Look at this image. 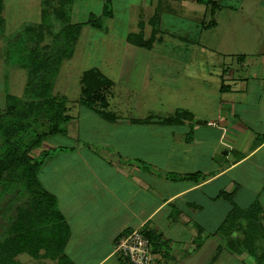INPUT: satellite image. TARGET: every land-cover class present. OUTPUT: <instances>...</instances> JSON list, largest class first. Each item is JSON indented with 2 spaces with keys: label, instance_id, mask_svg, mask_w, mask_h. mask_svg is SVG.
Returning a JSON list of instances; mask_svg holds the SVG:
<instances>
[{
  "label": "crops",
  "instance_id": "crops-1",
  "mask_svg": "<svg viewBox=\"0 0 264 264\" xmlns=\"http://www.w3.org/2000/svg\"><path fill=\"white\" fill-rule=\"evenodd\" d=\"M94 1L101 16L105 0ZM108 1L112 15L105 26L87 28L122 41L106 46L119 55L115 71L112 57L90 55L92 64L78 70L77 79L80 88L81 74L96 69L111 81L105 99L116 119L83 106L79 90L76 116L67 107L66 138L79 139L71 132L80 114L93 116L103 142L92 145L100 151L69 147L73 151L50 157L38 173L68 227L64 255L72 264H127L114 243L137 229L150 240L152 264H254L236 250L241 227L222 226L234 206L257 203L264 231V0H212V14L196 0ZM1 6L0 47L10 45L16 59L9 65L3 54V79L7 66L24 70L17 66L23 48L11 42L41 23L42 10L41 0H2ZM122 6L119 19L116 7ZM155 14L151 46L130 43L131 33L150 36ZM176 27L182 35L169 29ZM26 80L20 93H2V106L6 95L22 97Z\"/></svg>",
  "mask_w": 264,
  "mask_h": 264
},
{
  "label": "trees",
  "instance_id": "trees-1",
  "mask_svg": "<svg viewBox=\"0 0 264 264\" xmlns=\"http://www.w3.org/2000/svg\"><path fill=\"white\" fill-rule=\"evenodd\" d=\"M73 0H41V23L36 26L26 27L11 43L20 44L23 49L19 51V63L27 73L24 93L21 98L6 95L5 109L0 113V135L7 152L0 157V182L5 180L4 173L9 172L14 166L20 169V178L31 196L29 203L32 211L38 213V223H44V229L50 236L40 238L39 234L31 229L20 233L17 239L0 244V264H22L15 259L16 256L27 253L35 259H48L54 253L57 264H72L64 255L63 248L67 241L68 227L59 212L56 197L47 191L38 180V173L45 162L52 156L73 151L72 148L53 147L43 148V143L50 136L66 133V124L70 121L67 114L68 108L63 96L52 94L53 82L58 73L63 57H69L73 53L75 43L82 29V24H71L68 21L67 12ZM209 6L212 14L215 3L212 0H196ZM2 0H0V12ZM112 10L108 0L102 9L101 17H111ZM55 22L59 24L55 32ZM3 19L0 17V31L3 27ZM92 28L101 29L99 18L89 15L86 22ZM152 26L150 36L145 39L142 30L131 33L127 40L140 47H149L158 33V16L155 14L149 21ZM213 21H209L207 27ZM54 27V30H53ZM142 29V23H139ZM18 38V39H17ZM61 38H63L61 40ZM49 40V41H48ZM11 41V40H10ZM19 41V42H18ZM11 56L14 57L13 51ZM80 103L94 111L102 119L114 121L115 115L106 110L107 102L105 91L110 87L111 81L100 71L89 69L80 76ZM31 117V118H30ZM39 120L41 122L39 123ZM168 120H164L167 122ZM2 123V124H1ZM39 123L40 128H37ZM6 124L5 126H3ZM22 134L29 133L27 144L19 139H13ZM19 141V142H18ZM23 144L25 145L24 147ZM38 150L37 155L32 151ZM257 203H253L247 209L236 206L228 215L222 228L229 226L241 227L243 238L236 241L237 252H245L250 256L254 264H264V231L258 221ZM36 220V219H35ZM243 223H245L243 226ZM49 252L48 256L39 255L38 250ZM52 255L50 256L53 257ZM5 259V261H4Z\"/></svg>",
  "mask_w": 264,
  "mask_h": 264
},
{
  "label": "rangeland",
  "instance_id": "rangeland-1",
  "mask_svg": "<svg viewBox=\"0 0 264 264\" xmlns=\"http://www.w3.org/2000/svg\"><path fill=\"white\" fill-rule=\"evenodd\" d=\"M128 1V0H126ZM119 2V1H118ZM99 5L94 0H76L73 2V4L70 6L69 11L67 12L68 21L69 23H77L82 24V29L80 31V34L77 38V41L74 46L73 53L69 57H63L61 60V64L59 66V70L57 74H60V77L54 80L53 82V88H52V94H59L58 96H63L66 101V106L71 109V116H76L75 108L77 105V102L74 100H77L79 90L78 87V70L81 68H86L89 64H92L90 60L88 59L91 55L95 59V57L101 56L103 53L110 57H112V61L109 63L110 67L115 71L114 66L117 63V60L119 58V55L117 52L111 51L110 48H107L106 46L114 45L113 47H118L120 42V38H116V35H107L104 36V34L98 33L96 31H93L94 34H91V30L87 28V24L85 23L87 20L86 14L88 11L93 10L94 17L99 18L101 20L102 28L105 26V20L99 15ZM13 8H16V6H13ZM33 8V7H32ZM176 8V7H175ZM180 8V7H179ZM177 8V10H179ZM126 10V7H116V16H118L119 19L123 16V11ZM130 9L127 8V11L129 12ZM179 12V11H178ZM185 24V23H184ZM180 25V24H179ZM182 25V23H181ZM180 25V26H181ZM89 26V25H88ZM213 26V24L211 25ZM210 26V27H211ZM55 32L59 28V24L55 22ZM53 27V30H54ZM178 27V25H177ZM174 28L172 30L175 32L174 34L182 35L183 32H179L183 29ZM116 28V26H115ZM8 31L7 33H11L10 36H13L15 32H17L18 29H15ZM63 38H61L62 40ZM49 41V40H48ZM19 42V41H18ZM172 43V42H169ZM13 44H17L13 43ZM6 46L0 47V59L5 58L10 63H13L16 61L15 57L11 56V49L10 45L5 44ZM20 45V44H19ZM167 45V44H164ZM105 48V49H104ZM3 49V50H2ZM109 49V50H106ZM116 49V48H115ZM118 50V49H116ZM4 54V58H3ZM105 55V56H106ZM180 58V57H179ZM235 62V60H230V62ZM1 65V64H0ZM12 67L7 66V72L5 78L2 79V75H0V113L2 115L3 110L5 109V104L3 105L2 101V93H9L11 95H16L20 93L23 89V85L26 80V71L25 70H11ZM1 71V70H0ZM56 74V75H57ZM107 110V109H106ZM68 114V112H67ZM69 115V114H68ZM81 116V117H80ZM79 118L77 120L74 117L75 124L74 128H72L73 134H77L79 139L75 140H69L66 138L68 133V124L70 121L66 124V133L65 134H59L55 136H50L45 140V144H47L50 147H83L82 152L89 149L93 150H99L100 146H94L92 145V142L99 143L103 142V139L101 138L100 130L99 128L93 129L95 126L93 123V127L91 126L90 121H93V116L86 115V118L80 114ZM31 118V117H30ZM87 119V120H86ZM97 119V118H96ZM41 120H39V123ZM39 123L37 125V128H40ZM2 124V123H1ZM4 124L3 126H5ZM25 134V133H24ZM21 133L20 136L14 138L19 139V141L24 142V144H27L28 138H30L29 133L24 135ZM18 141V142H19ZM23 144L22 147L25 145ZM47 146V147H48ZM43 149L42 147L40 150ZM38 150L32 151V155H37ZM7 152L6 146L3 144V140L0 135V157L3 156ZM141 166L142 169L148 170V167L141 163V161H136ZM20 169L18 166H14L9 170V172L4 173V179L0 182V244L4 243L9 240L17 239L18 235L20 233L26 232V230L31 229V231H35L39 234L40 238L49 237V231L45 230L44 223H38V213H35L32 211V206H30L29 203L31 200L30 193L25 188L24 182L21 181L20 178ZM36 219V220H35ZM245 223H243V226ZM242 230V229H239ZM48 250H38V257L39 255H43L45 253V256H48ZM55 256L54 253H51L47 258L48 259H35L34 256L23 253L15 257L14 260L22 263V264H57L55 259L57 256H54L50 258V256ZM5 261V259H4ZM5 264V263H4ZM237 264H241V262H238Z\"/></svg>",
  "mask_w": 264,
  "mask_h": 264
},
{
  "label": "built area",
  "instance_id": "built-area-1",
  "mask_svg": "<svg viewBox=\"0 0 264 264\" xmlns=\"http://www.w3.org/2000/svg\"><path fill=\"white\" fill-rule=\"evenodd\" d=\"M114 252L127 264L153 262L150 240L137 229L120 235L114 243Z\"/></svg>",
  "mask_w": 264,
  "mask_h": 264
}]
</instances>
